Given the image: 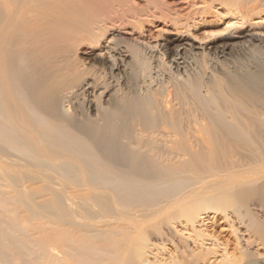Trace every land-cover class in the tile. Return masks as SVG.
<instances>
[{
	"label": "bare ground",
	"instance_id": "obj_1",
	"mask_svg": "<svg viewBox=\"0 0 264 264\" xmlns=\"http://www.w3.org/2000/svg\"><path fill=\"white\" fill-rule=\"evenodd\" d=\"M135 1L0 0V175L57 203L34 261L0 234V264H264V0ZM159 19L181 33L136 30Z\"/></svg>",
	"mask_w": 264,
	"mask_h": 264
},
{
	"label": "rangeland",
	"instance_id": "obj_2",
	"mask_svg": "<svg viewBox=\"0 0 264 264\" xmlns=\"http://www.w3.org/2000/svg\"><path fill=\"white\" fill-rule=\"evenodd\" d=\"M171 6L174 5L179 7V5H184L180 3L183 0H161ZM243 4L251 5L253 0H239ZM140 8H144L147 4V0H137L135 3ZM179 4V5H178ZM168 7V6H167ZM212 18V16H210ZM209 18V19H210ZM255 18V17H254ZM161 22L149 23L146 21L144 24V28L141 30L136 29L140 33H144L147 35L149 40L154 41H164L169 37L176 36L181 33V30L174 26L172 23H168V20L159 19ZM260 20L264 24V16L263 18H257L254 22ZM228 21L230 19H223L220 22L212 23L210 25H204L198 27L196 30H191L190 35L196 39L197 41L202 42L215 41L216 39L222 37L220 35L226 34L228 32H223V29L227 27ZM233 22V21H232ZM231 23V22H230ZM132 26L124 30H132ZM240 58L239 61L233 60L235 64L238 66L240 64H244V62H252L254 63L259 56H254L253 53L244 52L243 55H238ZM241 56V57H240ZM237 59V58H236ZM242 62V63H241ZM70 179H73L74 183L79 181H87L90 177L89 175L82 171L77 175H67ZM77 176V177H75ZM28 186L25 190L18 189L16 187H7L5 182L3 181L0 175V234H3L2 239L5 240V235L8 234L9 240L5 241H13L19 242V245L24 246V252L20 256L18 260L19 263L22 262H31L34 261V256L36 257L39 249L41 250L42 244L47 243V239H45L48 230L49 214L51 213V207L53 204H57L54 200L55 193L50 189L42 186L39 183L31 184L32 181L25 179ZM76 182V183H78ZM73 187V186H72ZM69 187L66 189L65 196H69L70 201L74 202L73 204H83L82 208L85 212L89 209V205L97 204V189H87V188H77V187ZM254 193V190H252ZM264 199V197H263ZM255 198L253 201L250 200V204H262L261 201H257ZM87 204V206H86ZM86 206V207H85ZM88 208V209H86ZM253 211L257 215H261L262 212L259 208L252 205ZM97 209V207H96ZM91 210V213H92ZM97 210H95L94 214ZM84 213V212H83ZM90 213V212H89ZM89 213L85 216H89ZM93 214V213H92ZM93 214V217L95 216ZM97 214V213H96ZM264 219V218H263ZM49 243V242H48ZM40 246V247H38ZM38 250V251H37ZM264 260V258H263ZM38 263V262H37Z\"/></svg>",
	"mask_w": 264,
	"mask_h": 264
}]
</instances>
